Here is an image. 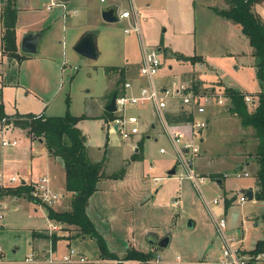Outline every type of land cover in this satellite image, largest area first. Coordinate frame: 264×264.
Masks as SVG:
<instances>
[{
	"label": "rangeland",
	"instance_id": "1",
	"mask_svg": "<svg viewBox=\"0 0 264 264\" xmlns=\"http://www.w3.org/2000/svg\"><path fill=\"white\" fill-rule=\"evenodd\" d=\"M22 3V1L18 2L17 8L21 7ZM205 3H207V0H170L164 8L157 7L158 9L153 13V23L147 25L144 22L146 43L151 47L157 48L156 46L160 44L156 41L163 34L168 45L167 54H164V52L161 54L162 58L164 56L165 59L169 55L175 57L174 53L195 54L203 50L208 63H200L198 70L201 72V77L204 81L215 80L222 86L225 84L228 87H236L242 92H255L260 88V83L255 74L256 58L251 52L250 43H242L237 35H233V33L237 34L234 29L231 36L227 24L223 22L224 20L216 17V15L214 16V11L212 12L210 8L205 7ZM257 4V7L260 8V4L263 3ZM215 5L220 8L227 6L225 0H216ZM124 7L128 8L129 3L126 2L125 6L121 5L119 8L122 9ZM91 15L93 13L89 16ZM161 21L168 23L166 32H162V27H164L162 23L161 28L158 29L157 25ZM113 24L115 27L123 29L127 25L123 19L113 22ZM121 41L123 39L97 40L101 54L92 59L76 54L72 48L68 49L69 53L77 57L74 62H71L72 65L77 67L73 71L75 76L72 78H68L65 74L61 75L59 70L54 71L52 69L48 71L49 75H47L45 81H39L34 75H30L31 66L28 64L29 62L25 61L20 66L18 76L20 86L11 85L7 89V94L5 93L6 106L4 111H8L11 108H13V112L24 110L39 111L42 107H45L49 112H53L51 113L52 115L63 114L66 109L73 115L81 112H87L90 115L97 113L106 114L105 105L111 98L110 92L112 89L120 90L124 80L120 79L119 72H106L105 68L101 66V61L112 52L114 42L117 44L121 43ZM127 45L125 44V49ZM247 47L248 49H246ZM115 49L116 46L114 51ZM225 51L232 52L231 54H226ZM241 51H244V53ZM89 63L92 66H89ZM4 73L7 76L6 78H11L10 71L6 68ZM124 76L127 77V73ZM221 80L224 84L220 82ZM22 85L27 86L28 93H25L26 89ZM220 89L222 91L225 88ZM68 98L69 104L65 108ZM253 104L254 102L246 103L247 109L250 110ZM138 107L140 106L129 105L126 109V114H138L141 120V117L146 113H150L148 107L143 110L138 109ZM212 111L214 114L213 118H219L215 119V122L213 119L207 127L210 131L207 139L205 136L206 140L204 139L202 145L204 146L202 151L206 152L209 149L211 155L208 152L200 160L196 159L192 163L193 168L198 167L197 163L199 161L210 168L215 165L217 167L220 166L221 169L224 168L222 171H218V175L221 177H224V173H226L224 186H220L218 183L216 184L205 178L201 188L206 199L219 198V204H211L212 209L217 214L220 213L218 211L223 210L221 204H223L224 196L227 194L235 196L225 216L229 227L235 233L237 232V227L240 228L239 237H244L242 246L249 249L253 247L257 239L264 238V220L262 218L264 201L247 199L240 204L237 202L236 197L240 192L238 190L241 189V185L255 177V170L258 165L257 162H251L247 169L249 176L242 175L238 177L235 175L236 171L243 172L245 167L240 166L242 163H235L233 166L231 162L240 160L239 157L243 154L246 155L247 150L250 156L256 154L257 137L254 128L243 126L239 116L229 111L228 105L222 108L217 106ZM155 120H157L158 125L157 131L150 132L152 134L151 138L147 137L148 132L142 136L144 156L141 160L133 162L131 165L138 166L139 168L137 169L144 171L146 174L149 171L155 175H160L162 179L157 181V186H155L156 188L159 187L160 190L157 193L154 190L152 191V201L148 202L147 206L137 207L133 204V212L128 214L121 211L120 201H115L110 197V194H107V198L102 195L101 199L97 195L95 197L97 204L101 201L103 202V207H105L101 214L97 212L99 210L96 211L93 208L94 215L91 217L98 225L102 236L107 239L110 247L116 248V250L127 248L130 243L137 247H141V244H147L145 241L147 232H144L143 229L145 225H150L158 236H163L167 232L171 234V242L166 247L151 244L152 250L149 251L151 252V259L149 261H153L159 254L164 257H161L162 259L167 261L177 253L189 258H214L218 254V250L215 249L213 244L211 245V242L214 240L217 245L219 238L215 237V231L210 217L207 215L208 209L202 199L201 192L185 176L186 170L183 166H178L177 173L173 177L166 174L167 167L173 157L176 156V153L168 138V134L162 128L157 116H155ZM103 126L109 133L108 125H103L97 118H88L82 122V127L91 135L92 148L88 156L93 161L100 160L105 156L104 170L117 171L124 167L128 161L122 159V156L129 149L124 146L128 142L125 139L128 138H122L118 132H111L110 146L105 147L104 142L107 132ZM155 137H157V140H155ZM137 138L138 135H134V139ZM252 140L254 142L251 144ZM98 145L100 148L97 147ZM159 146L166 147L167 151L161 153ZM34 149L36 153L44 151L45 145L37 142ZM202 151L200 155L205 154ZM148 164L154 165L155 168L150 170ZM151 173L149 174L151 175ZM161 184L163 186H159ZM224 190L227 191L223 193ZM225 200L226 198H224V202ZM69 201L68 197H64V202H66L65 209L71 208L67 207ZM175 201L177 204H175ZM25 203L27 202L25 201ZM17 204L16 202L9 204L4 218L7 221H12L13 227L6 228L0 234L2 254L5 253L3 262L6 263L4 264H22L16 261H24L27 254L31 252L30 225L33 224V221H38L36 215L33 216V220L28 217V210L36 208L39 213L41 210H46L44 209L45 207L33 205L32 203L27 206L21 204L22 206L20 207H16ZM33 214L34 211L32 212ZM193 217L196 220V224L189 225L190 220L193 223ZM107 219L110 221L108 222ZM64 225L68 232L71 233L70 227L66 223ZM78 231V228L75 227L72 233L74 232L77 235L79 234ZM15 245L19 249L14 253L13 247ZM70 247L77 252L85 254L90 260L101 259L96 242L91 241L89 238L75 240ZM124 255H122V258H124ZM137 261V264H139L140 261ZM101 264H106V262H101ZM114 264H129V262H116Z\"/></svg>",
	"mask_w": 264,
	"mask_h": 264
},
{
	"label": "crops",
	"instance_id": "2",
	"mask_svg": "<svg viewBox=\"0 0 264 264\" xmlns=\"http://www.w3.org/2000/svg\"><path fill=\"white\" fill-rule=\"evenodd\" d=\"M20 1H22L23 3L21 7L17 8V3ZM50 1L51 0H16V8H17V11H16L17 20L15 23L16 43L18 47V52L20 54L22 53L24 54V57L21 61H17L15 58H9L6 53L5 54L3 53V47L1 46V36H2L3 30H2L1 19H0V98L3 101L4 110L6 106L5 93L7 94V91H8L7 89H9L11 85L20 86V82H18V76H19L20 66L25 61L29 62L28 64H30L31 66L30 75L31 76L34 75L39 81H45V79H47V75H49L48 71L52 69H54V71L59 70V73L61 75L65 74V76H67L68 78H72L73 76H75L73 71L77 67L76 65H72L71 62H74L77 59V57L74 54L69 53L68 49L72 48L73 52H75L76 54H79L78 52L74 51V43L85 32L91 31V30L96 32L95 34L96 45H98L97 40L123 39L121 43L116 44V42H114L112 52H110L108 56H105L102 59L101 66H103L105 68V71L109 73L112 71L116 72L114 70L116 67H123L124 75L125 73H127V77L124 76L125 81H127V79H130L132 81V87L129 88L127 92H131V93L137 92L139 86L145 83V79L139 75V67L141 65V49H140V44L138 43V36L133 31L129 33L128 32L125 33L124 29L126 28V26H128V23L130 20L129 18L123 19L127 23L124 29L120 27H115L113 22L107 23L102 19L101 10H100V8L108 4H115L117 8L119 9V11L123 9L126 10L127 7H124L122 9H120L119 7L121 5L125 6V3L128 2L129 3L128 8H130L131 0H104V1H101V0H55V2H59V3H56V5H53L50 8H47V5L50 3ZM133 1L135 4V8L138 10L139 23L142 28V35L144 38L146 37V35H144L145 34L144 22L147 25L153 23L152 18H153L154 11L158 9L157 7L164 8L166 6V3L170 0H133ZM215 1L216 0H207V3H205L204 5L205 7L210 8L212 12L214 11V16L216 15V17L224 20L223 22L224 24H227V28L230 31L231 36L233 33L232 31L234 29V32L236 31L237 34L233 33V35H237V37L240 39V41H242V43L249 44L250 42L248 41L247 37L242 33L240 24L238 23L233 24V22H231L232 21L231 19L230 20L226 19L222 14H218L215 11V9L213 8V6H216ZM257 5H255L256 10L261 15V17L264 19V5L260 4L261 6L260 8L257 7ZM0 11H1V6H0ZM92 13L93 15L89 16ZM161 23L164 25V27H162V32H166L168 30V23L166 24L165 21L164 22L161 21L157 25L158 29L161 28ZM30 31L32 32L40 31L41 32L37 53H28V52L21 50V47H19L23 34L25 32H30ZM156 42L160 44L156 47L159 50V56L162 61V64H161V67L158 73V78L161 80V83L162 82L169 83V81L173 78L177 80H181V81H192L196 89L207 91V92L221 91L220 88L228 87L227 85L224 84L222 80L220 82H222L225 86L224 85L222 86L215 80L214 81H208V80L204 81L202 79L201 72L198 70V65L200 63H204V64L208 63L207 59L205 58V54L203 50L198 51L195 54L182 53L184 55H196V54L200 55L201 59H197L196 62H191L189 60L177 58V57H174L173 55H169L165 59L164 56L162 58L161 54L162 52H164V54H167L168 45L165 42L163 34L160 35L159 39ZM125 44L126 45L128 44L126 49H125ZM115 46H116V49L114 51ZM246 49H248V47ZM252 51H253V48L251 46V52ZM231 52L225 51L226 54H231ZM241 52L244 53V51H241ZM100 54H101V51L98 45L97 57ZM89 66H92V65L89 63ZM5 68L10 71L11 78H6L7 76H5V73H4ZM107 68H110V70H108ZM25 89H26L25 93H28L27 86L25 87ZM122 90H123V86L121 87L120 90H117V92L116 91L114 92L117 95ZM259 90L260 88L256 90L255 92L248 93L245 91L244 93L245 95H251L253 97L252 99L255 101L256 92ZM222 93L225 94L224 90H222ZM66 102L68 103H66L65 108L69 104V98L66 100ZM229 103H230V98L227 96V94H225L222 103H217V101L215 100L212 103L205 106V112H206L205 116L207 118V125L203 128L202 134L200 137L201 150L199 154L194 158L193 162L196 159L200 160L202 157L207 155V153L209 152V149H207L206 152L202 151V149L204 148V146L202 145H203L205 136L207 139L209 131H210V129H207V127L209 126V124L211 123L213 119L215 122V119L217 120L219 118V117L213 118L214 114H213L212 109H214L217 106L219 108L226 107L227 105L229 106ZM147 107L149 108L150 113L149 114L146 113L143 117H141V120H140L141 124H139L140 132L132 134L129 136L128 139H125V140H128V142L125 143L124 146L126 149L128 148L129 149L125 152L124 156H122V159L124 161L128 160L125 165L126 167L124 166L125 167L124 174L122 175V177H119V178L101 177L96 183L97 189L87 200L88 204L86 206V213L88 217L94 222L95 227H97V229H98V225L95 223L94 219H92L91 217L92 215H94L93 208H95L96 211L99 210L97 212L101 214L103 208L105 207V206L103 207L102 205L103 202L101 201L98 202L97 204L96 199H95L97 195H99L98 197L99 199H101L102 195L107 198V194H110V197H112L115 201L117 202L120 201L121 211L123 213L128 214V213L133 212V207H134L133 204H135V206L137 207H143L145 205L147 206L148 205L147 203L152 201L151 200L152 191L154 190V192L157 193L160 190L159 187L157 188L155 187L157 186V181H160L162 179L160 175H155L149 171L146 174L144 173V171L142 172V170H138L137 169L139 168L138 166L131 165L133 164V162L141 160V159H132L131 155L138 151V148H137L138 143L141 144V148H142L143 134L148 132L147 137L151 138L152 134L150 132L157 131L158 125H157V120H155L156 114L154 113L152 107L150 105H145L144 107H138V109L143 110V109H146ZM186 108L188 109V107L186 106L182 107V105L178 101H171L169 105L167 106L165 113L167 114V118L170 121H172L171 117L180 113L181 110L186 112L185 111ZM12 109L13 108H11L8 111L6 110L5 113L13 114V113L18 112V113L24 114L26 112H31L34 114H43L45 116H51L52 115L51 113H53V112H49V110H46L45 107H42L41 110L39 111L24 110L21 112L19 111L13 112ZM114 111L115 110H113L112 113L115 116ZM81 114L85 115V117L77 121V126L81 129V131L86 136L85 144H86V148L88 149V155H89L90 150L92 148L91 135L89 132H87L82 127V122L88 118H92V119L97 118L102 122L103 125L104 124L108 125V123L112 119V116L109 117L108 114H100V113L90 115L87 112H81V113H77L74 115H81ZM184 122L186 121L175 122V123H178L179 125L181 124L183 125ZM111 132L114 133V131L112 130H109V133L108 132L106 133V135L108 136V140H107V144L104 145L105 147L110 146ZM0 134L4 135L5 137L17 138L18 140V143L16 145L0 148V153H1L0 171L3 172L7 176L14 175L17 178V181H15L13 185L26 183L31 186L32 183L37 181L43 175L47 176L49 179L48 183L51 186L52 190L59 194V199L56 202H54L55 204H53L51 207L59 211L65 209L66 202H64V197H68L70 200L72 196V192L68 191L64 185L65 167H63L62 159L56 156H53L49 152V150L46 148V146H45L44 151H40L36 153V150L34 149L35 145L37 144V142L42 145L44 144V141L33 139L31 136H29V134L26 133L25 130H23L20 127L14 126L12 123H6L5 120L0 121ZM134 135H138V138L134 139ZM155 140H157V137H155ZM105 142H106V138H105ZM253 142L254 141L252 140L251 144ZM97 147L100 148L99 145ZM160 147L162 146H159V151H160ZM165 149L167 151L166 147ZM201 151L204 152L205 154L200 155ZM208 154L211 155L210 152ZM143 156L144 154L142 151V157ZM239 158L240 160L231 162V164L234 166L235 163H238V164L242 163L240 166L245 167L243 171H247V172H248L247 170L248 166L251 165V162L252 163L256 162L255 154L250 156L248 150L246 151V155L243 154ZM89 159H90V156H89ZM209 159L212 160V158H209ZM197 164H198V167H195L196 170L194 169L197 173L204 175L205 178L210 179L216 184L218 183L220 186H224V177L226 173H224V177H221L220 175H218V171H222L224 168L221 169L220 166L217 167L216 165L210 168L206 166L204 163L202 164L200 161ZM148 165H149L148 168L150 170H153L155 168L154 165H151V164H148ZM173 165H176V173H177L179 164L176 163L175 156L173 157V160L169 163L167 170H166V174H168L167 173L168 169L171 168ZM257 165H258V162H257ZM257 168L258 167H256V170ZM235 169H238V168H235ZM105 172L106 174H111L113 171L112 172L105 171ZM149 173H151V175ZM168 176L173 177L174 174H168ZM247 176H249V172ZM154 177H160V179L155 181ZM203 181H205V179ZM159 186H163V185L161 184ZM242 187H251L253 189V197H254V192L257 188L255 177H253L247 183L242 184L241 188ZM31 189H32V186H31ZM226 191L227 190H224L223 193ZM234 197L235 196L233 194L232 196L228 194L224 196V198L230 200V204L232 203L233 199H235ZM252 199L256 200L257 198L254 197ZM2 201H3V204L7 206V210H8L9 204L14 203V202L18 203L16 207L22 206L21 204H24V206H27L29 205V203H32L33 205L41 206L44 208V206L38 203H35L31 201L30 199H28L27 197L25 198L22 195L8 194V196L2 197ZM25 201L27 203H25ZM225 202L221 204L223 206V210L221 211L224 213V215L228 207L230 206L229 204V206L225 207ZM175 204H177L176 201H175ZM217 204H219V202ZM70 206H71V202L69 201V204L67 205V207H70ZM33 211H34V214L32 215ZM221 211H218V212H221ZM40 213L36 208H32L28 210V217L31 220H33V216L36 215V219L38 220L37 222L36 220L35 222L33 221L32 222L33 224L30 225V228H31L30 229L31 230L30 231V238H31L30 250L36 252V254L39 255L40 257L45 256L46 251L49 248L53 250V253L55 255L60 256L62 252L65 251L66 248L70 247L71 243L75 240H79V239L83 240L84 238H89L91 241H95L88 234H83V233H80L79 231H78L79 234L77 235L74 234V232L72 233L73 229H75L76 226L66 223L68 227H70L71 229V233H69L68 229H66L64 225L65 222H62V221L59 222V221L50 219L47 216L46 210L44 211L41 210ZM207 215L210 217V221L214 228L213 220L209 212H207ZM4 218L0 220V234L6 228L13 227V222L10 220L7 221ZM107 221L109 222L110 220L107 219ZM49 222H53L54 224H60V229H57V230L49 229L48 228ZM191 224L192 225L196 224L195 218L193 219V223ZM237 230H239L240 232L239 227H237ZM143 231L147 232V237L145 240L147 244H144V245L141 244L140 245L141 247H137L136 245H132V243H130L129 244L130 246H127V248H121L122 250H116V248L110 247V245L107 242V239H105L107 242L108 249L111 252L116 253L118 256L117 258H114V259L113 258H103L99 254L101 256L100 258L108 260L106 261V264L107 263L114 264L116 262H122V263L129 262V264H132V263L137 264L138 263L137 260L135 259L125 260L122 258V255L125 254L126 250L131 247H134L143 252H149L150 250H152L151 244L152 245H155V244L148 241V236H149L148 232L155 233V231L151 229L150 225L148 226L145 225ZM99 232L101 233L100 230ZM52 235H54V237H57L55 241H53L54 237ZM215 237L217 238L216 233H215ZM242 238L244 240V237ZM212 244L215 247V249L218 250V254H219L220 241L218 240L217 245H216V241L212 240L211 245ZM253 247L249 249H253ZM18 249L19 247L15 245L13 247L14 253L17 252ZM4 255L5 253L2 254L3 259L0 260V264L6 263V262H3L5 259ZM217 255H215V257ZM159 256L162 257L161 254H159ZM181 256L183 257V259L185 258V259H193V260L201 259V258H209V257L189 258L185 255L184 256L181 255ZM173 258L171 257L169 259H173ZM16 262H20L22 264H53V263H49L43 260L40 262H29V261L25 262L23 260L16 261ZM56 264H59V263H56ZM65 264H68V263H65Z\"/></svg>",
	"mask_w": 264,
	"mask_h": 264
},
{
	"label": "trees",
	"instance_id": "3",
	"mask_svg": "<svg viewBox=\"0 0 264 264\" xmlns=\"http://www.w3.org/2000/svg\"><path fill=\"white\" fill-rule=\"evenodd\" d=\"M263 3L264 0H225L227 5L225 8L213 6L218 14H222L226 19L241 25L242 33L247 37L253 51L252 54L256 58L255 74L260 83V90L256 92V99L250 110L247 109L244 100L245 93L235 87H225L224 92L230 98L228 106L229 111L239 116L240 122L245 127H252L257 137L256 162L258 168L255 172V180L257 188L254 197L264 200V19L256 10V4ZM16 0H4L1 6L0 19L2 26L1 46L3 53L9 58H15L21 61L24 54L18 52L16 43L15 23L17 19ZM175 57L191 62L201 59L200 55H184L182 53H174ZM111 68V67H110ZM110 68H107L110 70ZM120 74V79L124 80V68L116 67L114 69ZM124 83V82H123ZM116 91L114 89L111 94ZM109 117L114 114L106 110ZM85 115H73L66 109L63 114L45 116L43 114H34L31 112L7 114L4 111V104L0 98V121L5 120L6 123H12L14 126L20 127L26 131L33 139L43 140L49 152L62 159L63 167H65L64 185L68 191L72 192L70 198L71 208L61 211L54 209L46 203H42L38 198L31 195V186L29 184H18L0 188V197L12 195H22L31 201L44 205L47 216L50 219L65 222L74 225L80 233L91 236L99 249V254L103 258H117V254L108 249L107 242L95 227L94 222L86 213L88 198L97 189V181L101 177L119 178L125 172V167H121L111 174H106L104 170V160L95 162L91 161L86 148V136L77 126V121ZM192 119L191 114L180 111L177 115L171 117L174 122L188 121ZM171 121V122H172ZM108 136L106 135L107 144ZM138 151L131 155L132 159H141V144H137ZM230 200L226 199L225 207L229 206ZM264 220V214H262ZM54 237V235H52ZM57 237L53 238L55 241ZM254 251H264V238L258 239L253 249ZM125 260L136 259L139 264H154L151 261V252H143L134 247L128 248L125 252Z\"/></svg>",
	"mask_w": 264,
	"mask_h": 264
},
{
	"label": "built area",
	"instance_id": "4",
	"mask_svg": "<svg viewBox=\"0 0 264 264\" xmlns=\"http://www.w3.org/2000/svg\"><path fill=\"white\" fill-rule=\"evenodd\" d=\"M104 1V0H101ZM55 0H51L47 8L56 5ZM129 18L128 26L124 29L126 32L133 31L138 36V43L141 49V65L139 67V75L145 79V83L141 84L138 91L135 93L127 92L132 87V81L127 79L123 83V90L117 94L115 104V116L108 123L109 130L118 132L122 138H129L130 135L140 132L139 124L140 118L138 114L128 113L126 109L129 105L144 107L150 105L156 114L162 128L166 131L174 147L176 156V163L183 166L186 170V177L193 182L199 192H201L202 199L212 217L214 224V231L217 238H219V254L215 258H201V259H183L180 254H176L173 259L163 260L161 256H157L153 261L154 264H264V251H254L246 249L242 246L243 238L239 237V230L231 229L228 225L227 217L223 212L216 213L211 204L217 205L219 198L206 199L201 184L204 182L205 176L197 173L193 168V160L201 150L200 137L203 128L207 125V118L205 116V106L217 101L222 103L225 94L222 91L207 92L195 88L192 81H181L175 78L171 79L169 83H161L158 78L159 69L162 61L159 56V50L151 47L146 43L142 35V28L139 23L138 10L135 8L134 1L131 0V7L126 10L119 11V19ZM251 95H245L246 103L253 102ZM171 101H178L182 107L186 108V112L192 115V119L179 125L171 122L167 118L165 110ZM17 138L5 137L0 134V148L16 145ZM165 147H160V152L164 153ZM236 176H247V171H236ZM160 177H154L158 180ZM17 181L14 175H5L0 171V188L13 186ZM49 179L43 175L37 181L31 184V195L38 198L42 203L50 206L55 204L59 199V194L52 190L49 185ZM237 202L243 203L248 199L242 192L237 194ZM224 202V198H223ZM7 206L3 204L2 197H0V220L5 217ZM48 228L51 230L60 229V224L49 222ZM2 258V248L0 246V259ZM46 261L49 263H68V264H101L106 262V259L90 260L85 254L75 251L72 247L66 248L60 256L53 253L51 248L47 249L45 256L40 257L36 252L31 251L27 254L24 261L40 262Z\"/></svg>",
	"mask_w": 264,
	"mask_h": 264
},
{
	"label": "water",
	"instance_id": "5",
	"mask_svg": "<svg viewBox=\"0 0 264 264\" xmlns=\"http://www.w3.org/2000/svg\"><path fill=\"white\" fill-rule=\"evenodd\" d=\"M4 0H0V3H3ZM101 10V17L102 19L109 23V22H116L119 20V9L115 4H108L100 8ZM96 32L91 30L85 32L75 43H74V51L78 52L79 54L87 57V58H96L98 55V45H96L95 39ZM41 32H25L22 36L20 46L21 50L28 52V53H37L38 51V43L40 38ZM116 93L113 92L111 94L110 101L105 105V109L109 112L115 110V97ZM168 174H175L176 173V165H173L167 171ZM23 182V181H22ZM240 192L244 193L246 197L252 200L253 197V189L251 187H242ZM191 220L189 221V225H191ZM148 241L159 246V247H166L169 245L171 240V234L168 232L163 236H158L153 232H148Z\"/></svg>",
	"mask_w": 264,
	"mask_h": 264
}]
</instances>
